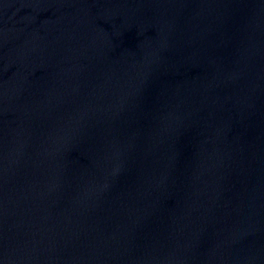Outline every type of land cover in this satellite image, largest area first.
Segmentation results:
<instances>
[{
    "label": "water",
    "instance_id": "water-1",
    "mask_svg": "<svg viewBox=\"0 0 264 264\" xmlns=\"http://www.w3.org/2000/svg\"><path fill=\"white\" fill-rule=\"evenodd\" d=\"M0 264H264V0H0Z\"/></svg>",
    "mask_w": 264,
    "mask_h": 264
}]
</instances>
